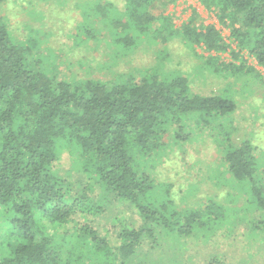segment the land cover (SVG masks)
<instances>
[{"label":"trees","instance_id":"obj_1","mask_svg":"<svg viewBox=\"0 0 264 264\" xmlns=\"http://www.w3.org/2000/svg\"><path fill=\"white\" fill-rule=\"evenodd\" d=\"M123 1L122 11L105 0L86 6L83 21L90 13L95 18L75 28L74 39L105 40L126 55L179 35L205 49L204 65L215 73L243 68L213 54L229 52L235 59L241 51L264 71V0H198L229 30L234 48L212 24L196 28L191 18L175 28L170 15L155 12L160 0ZM37 44L32 36L15 40L0 17V264H151L160 237H189L236 219L248 200L241 208L209 199L176 210L169 187L159 185L157 195L158 185L141 166L167 145L165 135L174 142L179 133L186 136L193 115L204 118L205 129L214 132L209 138L221 143L228 174L250 190L249 204L264 212L257 149L248 139L233 146L222 122L236 109L229 95H199L185 76L161 69L109 82L64 81ZM64 152L72 154L68 167L59 164ZM120 203L141 218L137 230L117 221L110 230L102 224ZM261 225L264 219L251 222L252 229ZM190 258L168 262L188 264ZM202 262L225 264L215 256Z\"/></svg>","mask_w":264,"mask_h":264},{"label":"rangeland","instance_id":"obj_2","mask_svg":"<svg viewBox=\"0 0 264 264\" xmlns=\"http://www.w3.org/2000/svg\"><path fill=\"white\" fill-rule=\"evenodd\" d=\"M97 1L0 0V17L15 40L23 42L32 36L38 43V53L45 57L48 53L52 55L50 59L44 57V62L53 64V74L58 79L109 82L118 76L138 77L161 69L167 76H185L191 90L199 95H229L236 103V109L222 122L230 133L231 142L237 146L242 140L251 141L258 152L260 170L264 171V71L254 58L247 51H241L235 59L229 52L213 54L223 62L243 68L234 73H215L204 65L205 49L185 42L179 35L168 37L166 41L145 42L126 55L117 54V49L105 40L95 42L81 36L74 39L75 28L89 25L95 18L90 13L83 21V11L86 6L90 10ZM105 1L112 2L121 11L124 7L123 0ZM164 2L154 3V10L170 15L175 28H180L191 18L196 28L212 24L222 39L234 48L229 30L221 26L215 15L198 0H177L168 5ZM116 8H108V11L115 14ZM191 120L187 122L186 136L179 133L174 142L173 135H165L167 145L153 158L146 157L141 166L151 173L158 186L169 187L176 210L194 209L209 199L235 208H241L245 200L248 203L229 223L195 230L189 237H160L161 248L153 255L151 264H169L171 259L187 257H191L188 264H202L204 259L213 256L225 264H237L241 259H246V264H264V225L258 230L251 227L254 220L264 219V212L249 204L250 190L241 185L237 187L228 174L221 143L209 138L210 132L211 136L214 132L211 128L205 129V119L193 115ZM71 155L64 152L59 164L68 167ZM158 186L154 190L157 195L161 190ZM124 205L127 206L125 203L112 206L108 215L110 220L101 221L107 229L110 230L115 221L132 230L141 225V218ZM2 225L0 223V228ZM62 257L64 260L65 253ZM141 264L149 263L143 260Z\"/></svg>","mask_w":264,"mask_h":264}]
</instances>
